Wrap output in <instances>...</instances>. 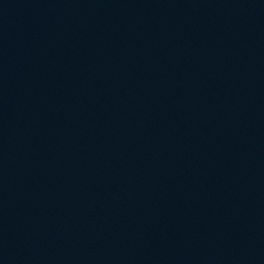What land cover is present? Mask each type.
Masks as SVG:
<instances>
[{"label":"water","instance_id":"obj_1","mask_svg":"<svg viewBox=\"0 0 264 264\" xmlns=\"http://www.w3.org/2000/svg\"><path fill=\"white\" fill-rule=\"evenodd\" d=\"M0 264H264V0H0Z\"/></svg>","mask_w":264,"mask_h":264}]
</instances>
